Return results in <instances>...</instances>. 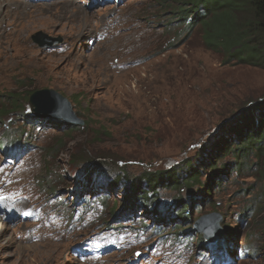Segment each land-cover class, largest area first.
Masks as SVG:
<instances>
[{
	"label": "rangeland",
	"instance_id": "obj_1",
	"mask_svg": "<svg viewBox=\"0 0 264 264\" xmlns=\"http://www.w3.org/2000/svg\"><path fill=\"white\" fill-rule=\"evenodd\" d=\"M11 1L0 0V264H264V160L218 157L230 124L240 130L264 95V68L208 46L193 0H71L87 27L58 14L62 0ZM40 17L58 26L16 33ZM251 18L237 12L238 24ZM42 88L86 124L35 115ZM186 159L201 170L190 190L164 186L151 203L131 191ZM211 212L217 242L195 226Z\"/></svg>",
	"mask_w": 264,
	"mask_h": 264
},
{
	"label": "trees",
	"instance_id": "obj_2",
	"mask_svg": "<svg viewBox=\"0 0 264 264\" xmlns=\"http://www.w3.org/2000/svg\"><path fill=\"white\" fill-rule=\"evenodd\" d=\"M191 4L196 8L202 7L205 12L200 20L203 38L208 46L224 49L230 57L242 63L264 68V0H193ZM242 10H248L252 18L238 24L237 12ZM184 12L183 16H186L189 11ZM187 16L193 18L192 15ZM13 99L14 102L15 99L17 100L15 97ZM17 107L20 105L17 104ZM4 112L5 109L0 108V117ZM245 117L246 119L242 118L240 121H245L240 130L239 127L237 128V120L232 125L230 124L228 131L221 134L222 141L218 145L220 150L218 157L231 156L236 165L237 158L246 160L250 156H255L257 159L264 160V95L256 103H252L251 108H247ZM68 129L75 130L76 128L69 127ZM102 132L104 131H96L95 135ZM0 145H5L1 138ZM206 147H202L200 152H205ZM67 154L72 156L73 161L85 159L76 153ZM124 176L125 173L120 178ZM200 178V168L192 160L186 159L181 165L146 171L134 178L130 185L131 191L133 186L136 191H139L137 194H140V198L151 203L153 197L158 195L159 188L170 185L175 189L186 187L190 190L192 186L201 183ZM210 185V183L206 184V191L210 190ZM188 209H191L190 203H186L179 211L185 219ZM224 249L230 248L226 246Z\"/></svg>",
	"mask_w": 264,
	"mask_h": 264
},
{
	"label": "water",
	"instance_id": "obj_3",
	"mask_svg": "<svg viewBox=\"0 0 264 264\" xmlns=\"http://www.w3.org/2000/svg\"><path fill=\"white\" fill-rule=\"evenodd\" d=\"M35 41L40 42L41 46H53L55 43H42L40 34L33 35ZM35 115L41 117H52L63 119L65 124L71 126H83L85 120L79 117L73 109L71 101L59 91L53 88H42L35 91L29 100ZM221 214L211 212L202 215L195 223L196 229L203 232L204 237L210 242H217L223 236L220 226Z\"/></svg>",
	"mask_w": 264,
	"mask_h": 264
},
{
	"label": "bare ground",
	"instance_id": "obj_4",
	"mask_svg": "<svg viewBox=\"0 0 264 264\" xmlns=\"http://www.w3.org/2000/svg\"><path fill=\"white\" fill-rule=\"evenodd\" d=\"M12 1H14V0H12ZM11 1V2H12ZM11 2H9V3H11ZM62 2V9H59V11H58V14H60L61 13V17H73V18H76V20H78L80 23V26H82V27H87L88 25H90V20H91V15H88V14H84V13H82V14H77L76 16L74 15V16H69V13L71 12V10L70 9H73V10H79L80 11V9L79 8H77L76 6L74 7V5H73V2L71 1V0H62L61 1ZM80 2H82L83 3V1H80ZM20 5L21 6H19V7H21V10H22V12L24 11V12H29V11H25V6H24V2H20ZM48 5H50V4H47V5H44L43 4V6L42 7H44V8H48L49 6ZM34 12V11H33ZM50 12V11H49ZM20 13V12H19ZM35 13V12H34ZM77 13H79V12H77ZM22 14V13H21ZM25 14V13H24ZM32 14V13H31ZM54 14V13H53ZM28 16V15H27ZM32 17V16H31ZM55 18V17H54ZM22 22H24L22 25H20V27H19V30H17L16 31V33H20V34H23V35H25V34H27L29 31H31L35 26H37L39 23H42V24H46L45 26H47V28L48 27H50V28H53V29H55L57 26H58V22H57V20H55V19H53V18H46V17H40V18H38V19H36V20H32V21H28L27 19H25L24 21H22ZM50 72V70H47L46 71V73H49ZM4 226L5 225H3L2 226V229H4ZM31 236V235H30ZM229 246V245H228ZM63 256V255H62Z\"/></svg>",
	"mask_w": 264,
	"mask_h": 264
},
{
	"label": "snow or ice",
	"instance_id": "obj_5",
	"mask_svg": "<svg viewBox=\"0 0 264 264\" xmlns=\"http://www.w3.org/2000/svg\"><path fill=\"white\" fill-rule=\"evenodd\" d=\"M0 199H2V197H0Z\"/></svg>",
	"mask_w": 264,
	"mask_h": 264
}]
</instances>
